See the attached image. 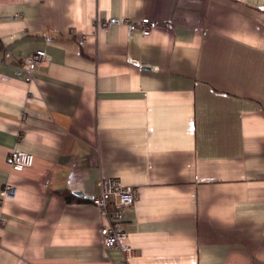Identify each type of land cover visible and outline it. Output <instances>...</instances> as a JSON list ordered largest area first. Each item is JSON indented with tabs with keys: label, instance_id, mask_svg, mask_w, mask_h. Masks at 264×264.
Listing matches in <instances>:
<instances>
[{
	"label": "crops",
	"instance_id": "crops-1",
	"mask_svg": "<svg viewBox=\"0 0 264 264\" xmlns=\"http://www.w3.org/2000/svg\"><path fill=\"white\" fill-rule=\"evenodd\" d=\"M0 41V264H264V0H0ZM101 177L138 188L112 247Z\"/></svg>",
	"mask_w": 264,
	"mask_h": 264
},
{
	"label": "built area",
	"instance_id": "built-area-1",
	"mask_svg": "<svg viewBox=\"0 0 264 264\" xmlns=\"http://www.w3.org/2000/svg\"><path fill=\"white\" fill-rule=\"evenodd\" d=\"M97 24L102 30L107 29L110 24H124L128 35L137 30L143 36L148 35L155 27L168 30L174 25L173 20L170 18L155 19L148 16H141L137 20L112 16L100 19ZM46 57L45 51L38 49L22 60V65L27 70L26 79L30 78L33 68ZM32 161L33 154L28 151L16 147L9 151L8 162L12 170L20 171L31 165ZM96 184L98 191L91 197L90 203L96 206L106 219L99 230L101 241L106 247L119 245L126 235L122 226L123 211L137 197L138 188L132 185H124L112 177H101ZM14 192L15 185L9 182L4 183L0 188V195L3 198L12 196ZM121 250L125 254L130 253L128 247H121Z\"/></svg>",
	"mask_w": 264,
	"mask_h": 264
},
{
	"label": "trees",
	"instance_id": "trees-1",
	"mask_svg": "<svg viewBox=\"0 0 264 264\" xmlns=\"http://www.w3.org/2000/svg\"><path fill=\"white\" fill-rule=\"evenodd\" d=\"M1 48H2V45H1V41H0V50H1Z\"/></svg>",
	"mask_w": 264,
	"mask_h": 264
},
{
	"label": "water",
	"instance_id": "water-1",
	"mask_svg": "<svg viewBox=\"0 0 264 264\" xmlns=\"http://www.w3.org/2000/svg\"><path fill=\"white\" fill-rule=\"evenodd\" d=\"M77 194H79V193H77Z\"/></svg>",
	"mask_w": 264,
	"mask_h": 264
}]
</instances>
